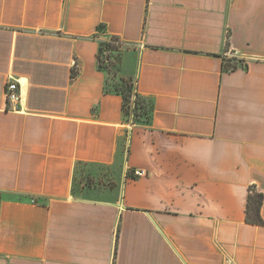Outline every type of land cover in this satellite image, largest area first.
<instances>
[{
	"label": "crops",
	"instance_id": "obj_1",
	"mask_svg": "<svg viewBox=\"0 0 264 264\" xmlns=\"http://www.w3.org/2000/svg\"><path fill=\"white\" fill-rule=\"evenodd\" d=\"M250 188L264 221V0H0V264H264Z\"/></svg>",
	"mask_w": 264,
	"mask_h": 264
},
{
	"label": "trees",
	"instance_id": "obj_2",
	"mask_svg": "<svg viewBox=\"0 0 264 264\" xmlns=\"http://www.w3.org/2000/svg\"><path fill=\"white\" fill-rule=\"evenodd\" d=\"M98 31L103 35V39L99 40L96 53L98 67L108 74V80L111 77L118 80L114 84H109L107 80L105 90L119 94L122 97V107L126 119L129 120L128 114L132 112L135 116V119H131L133 123L149 122L152 113V102L134 88L131 79L119 75L122 55L121 40L115 35L107 34L104 25L98 26ZM225 66L234 68L235 64L229 63ZM262 201V193L255 188H250L246 199V222L256 225L264 224L260 214Z\"/></svg>",
	"mask_w": 264,
	"mask_h": 264
},
{
	"label": "built area",
	"instance_id": "obj_3",
	"mask_svg": "<svg viewBox=\"0 0 264 264\" xmlns=\"http://www.w3.org/2000/svg\"><path fill=\"white\" fill-rule=\"evenodd\" d=\"M4 94L6 101L11 104V110H18L16 103L19 100L18 85L15 79H10L5 84ZM135 176H143L145 172L143 170H135Z\"/></svg>",
	"mask_w": 264,
	"mask_h": 264
},
{
	"label": "rangeland",
	"instance_id": "obj_4",
	"mask_svg": "<svg viewBox=\"0 0 264 264\" xmlns=\"http://www.w3.org/2000/svg\"><path fill=\"white\" fill-rule=\"evenodd\" d=\"M110 77H111V75H110ZM116 82H118V80L115 77H111L108 80L109 84H114ZM128 118L129 119H135V116L133 115L132 112H130V114H128ZM96 184H97V182H87V186H85V187H88V186L91 187V186L96 185ZM83 186H84L83 182H76L77 191L83 192L84 191V187Z\"/></svg>",
	"mask_w": 264,
	"mask_h": 264
}]
</instances>
